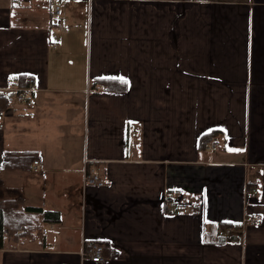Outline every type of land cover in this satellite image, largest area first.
<instances>
[{"label":"crops","instance_id":"obj_1","mask_svg":"<svg viewBox=\"0 0 264 264\" xmlns=\"http://www.w3.org/2000/svg\"><path fill=\"white\" fill-rule=\"evenodd\" d=\"M58 1L0 0V201L60 215L0 264H264V0Z\"/></svg>","mask_w":264,"mask_h":264},{"label":"trees","instance_id":"obj_2","mask_svg":"<svg viewBox=\"0 0 264 264\" xmlns=\"http://www.w3.org/2000/svg\"><path fill=\"white\" fill-rule=\"evenodd\" d=\"M95 85H100L105 91L125 92L126 83L118 80H96ZM212 135L201 138V147L208 145L212 140ZM200 140V141H201ZM19 163L13 158H6L3 167L18 166ZM60 215L57 212H46L41 208L21 207V201L10 200L0 201V249L9 231L13 238L23 228L24 232L20 236H30L33 233H40L42 224H58Z\"/></svg>","mask_w":264,"mask_h":264},{"label":"built area","instance_id":"obj_3","mask_svg":"<svg viewBox=\"0 0 264 264\" xmlns=\"http://www.w3.org/2000/svg\"><path fill=\"white\" fill-rule=\"evenodd\" d=\"M64 3H65V0H59L58 2H56L52 7V15H53V18L56 21H58V23L60 24L59 29L61 31L67 32L68 31L67 24L65 22V19L62 17V7H63ZM32 84H33V81L30 80L29 81V87L22 89L21 92L24 93V92L32 91ZM18 100L24 101L23 94L18 96ZM216 146H217V144L214 143L208 147V150L213 151L214 147H216ZM34 165L38 166V162L35 161ZM84 182L88 186H96L99 188L103 187L102 181L99 179V177L93 171V169H87L84 171ZM166 200L168 202L167 207H166L167 210L169 212H175L180 205L179 200L178 199L175 200V196L172 193L166 194ZM258 221H259V218H254L252 220L253 223H256ZM225 232H226V234H230L231 229L227 228L225 230ZM43 234L45 235L46 232L44 231ZM108 248H110V247L106 246L103 243L91 241V242H89L88 247L86 249H84L83 252H81V254H80L81 260L80 261L81 262H91L93 264H108L111 262L112 258L119 256V252L111 247L109 249L110 250V257H106L105 253H106Z\"/></svg>","mask_w":264,"mask_h":264},{"label":"snow or ice","instance_id":"obj_4","mask_svg":"<svg viewBox=\"0 0 264 264\" xmlns=\"http://www.w3.org/2000/svg\"><path fill=\"white\" fill-rule=\"evenodd\" d=\"M121 82L123 83H128L126 80H124L123 78H121ZM131 123V122H130ZM230 151H239L238 149H230Z\"/></svg>","mask_w":264,"mask_h":264}]
</instances>
